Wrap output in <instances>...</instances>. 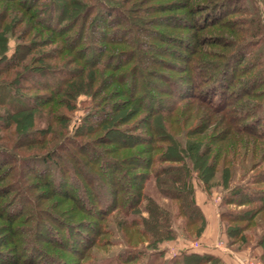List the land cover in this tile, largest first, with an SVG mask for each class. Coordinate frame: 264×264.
<instances>
[{"label":"trees","instance_id":"obj_1","mask_svg":"<svg viewBox=\"0 0 264 264\" xmlns=\"http://www.w3.org/2000/svg\"><path fill=\"white\" fill-rule=\"evenodd\" d=\"M153 1L0 0V133L9 131L0 134V182L13 178L11 163H21L30 173L24 182L15 179L16 187H0V221L11 234L0 242V247L10 248L0 264H36V242L29 239L22 247L14 227L25 209L37 215L30 222L40 226L44 221L38 217L36 197L38 206L49 202L56 210L41 209V216L62 227L56 231L44 221L47 231L40 240L78 258L100 242L108 230L106 217L117 211L120 219L115 222L132 230L128 243L134 244V253L119 255L116 264H226L211 254L164 257L157 246L174 239L171 215L146 195L151 180L168 186L164 194L179 201L180 215L193 226L204 221L194 179L208 193L218 172L222 186L235 181L229 179L237 170L253 173L228 191V203L258 204L255 212L247 213L263 214L264 151L249 168L246 164L258 157L255 143L249 149L239 146L251 145V138L264 140V129L259 131L260 124L264 127V50L258 49L264 44L262 25L242 30L248 40L234 45L238 61L248 60L245 67L250 68L240 77L242 62L230 71L221 61L225 57L208 49L220 44L219 39L205 33L220 25L230 0H194V5L193 0H179L173 4H180L178 11L189 10L188 15L163 17L167 24L153 18L140 21L142 6ZM158 24L192 33L150 29ZM12 39L16 46L9 55ZM210 58L220 63H210ZM207 70L219 73L206 75ZM80 96L90 97V105L70 132L68 113L75 111ZM243 97L254 101L242 105ZM211 128L220 129L223 137L201 149L200 136ZM15 149L38 154L20 155ZM252 217L225 218L244 224ZM247 228H230L227 235L237 239ZM140 238H149L156 253L145 254ZM259 245L264 248V238ZM24 249L27 259L19 255ZM47 261L66 264L57 257Z\"/></svg>","mask_w":264,"mask_h":264},{"label":"rangeland","instance_id":"obj_2","mask_svg":"<svg viewBox=\"0 0 264 264\" xmlns=\"http://www.w3.org/2000/svg\"><path fill=\"white\" fill-rule=\"evenodd\" d=\"M175 1L180 2L182 0H155L153 2L148 3L146 6H142V12L141 13V19L140 21H144V19H158V21L162 24L169 23L168 21L162 22L163 17L173 16V15H188L189 10L182 9L180 11L177 10V8L180 6L173 4ZM232 5L227 6V11L224 14L221 23L219 26H216L215 28H208L206 30V34L210 36L211 38H218L220 44L217 46H208V49L210 51L215 52L217 54H220L224 56L225 58L221 60L223 63H228L230 71L232 68L236 65L241 63L242 60L238 61V57L234 54L235 50L234 48L237 46V44H244V40H248L242 33V30L248 29V28H254L257 24L262 25L264 29V0H230ZM164 3H170L171 5L162 8L161 4ZM197 1H191V4H197ZM230 3V2H229ZM235 4V5H233ZM1 9V6H0ZM173 9V10H171ZM225 11V10H224ZM231 11V12H230ZM140 15V14H139ZM252 20V21H251ZM155 21V20H151ZM247 21H251L250 24H248ZM161 24V25H162ZM153 26L151 27V30L157 29L158 31H161L162 33H174L176 34H189L192 33L191 31L186 30H178V29H170L165 28V26ZM264 33V32H263ZM263 34L259 37H263ZM258 38L255 39V41ZM232 44V45H231ZM161 45V43L159 44ZM173 45V44H171ZM229 45V46H228ZM234 45H236L234 47ZM16 41L14 39L11 40L9 44V55L13 53L15 50ZM49 48H47L48 50ZM51 49V48H50ZM50 49L48 51H50ZM258 49L264 50V44H262V47ZM233 57L235 59L233 60ZM173 61L172 57H169ZM211 62L220 63L219 58H210ZM176 61V60H175ZM238 61V62H237ZM248 63V60H244L239 67L244 66V70L240 68L239 76L242 77L244 73L247 71L249 72L250 68L245 67V65ZM242 70V71H241ZM206 75H211L219 73L218 71L213 72V70H207L205 71ZM249 75V74H248ZM243 79H248L247 76H243ZM213 80L211 81V83ZM249 85H252L250 83ZM228 90L229 92L232 91ZM242 89H240V92ZM225 93V90H223ZM228 92V93H229ZM227 97V94H225V99ZM230 99V98H228ZM90 97L86 96H80V98L77 100L76 103V109L72 113H68L71 117V122L69 125V131L72 132L77 126L81 123L82 117L84 116V113L88 106L90 105ZM194 101V99H188L187 102ZM240 101H242V105L245 104L248 101H254L250 97H243L240 98ZM186 102V103H187ZM240 104V103H239ZM238 106V103L235 104ZM232 109V108H230ZM65 112V113H66ZM243 122V121H242ZM43 125V124H42ZM42 125L40 127H42ZM240 125V124H238ZM221 128H225L224 126H221ZM264 129L263 124H260L259 131H262ZM220 130V129H219ZM219 130L216 128H211L206 135L200 136L201 139H204V141L201 144V149H203L204 145H207L211 143L212 141L219 140L221 137H223L222 134H218ZM9 131H3L0 134H8ZM246 138V136L242 139V141ZM195 139H199L198 136L195 137ZM257 139V138H256ZM252 144L247 145V143L240 144L239 146H244V148L249 149V147H254L253 143H255V148L258 153V157L254 159V162L247 163L246 165L251 168V165L257 163L260 161V156L263 154L264 151V140H253L251 138ZM245 142V141H243ZM5 143V142H4ZM7 143V142H6ZM10 149H13V145L10 144ZM222 145V144H221ZM16 150V149H15ZM20 155L21 153H26V155H35L38 154V152L31 151V150H16ZM9 157H6L8 159ZM240 160V159H239ZM263 160V159H262ZM241 161V160H240ZM9 167L14 168L13 171V178L5 180V182H0V187H4L6 185L14 184L12 186L16 187L15 179H20V181L23 179L22 182H24V179H26V176H29V170L25 166H21V163H11ZM8 166L4 167L3 170L9 169ZM239 169V168H237ZM262 169V168H261ZM242 170H237L235 173L230 174L229 180H234L232 183H230L227 186H222V174L218 172L216 174V177L214 180L209 184L211 186L210 191L207 193L204 190V187L202 184L197 181V179L193 180L194 183V193H195V200L197 205L199 206L204 221H195V224L193 226L187 225L188 222H186L185 218L180 215L178 211V200H171L168 195L164 194L165 190L168 188L166 185H159L156 181L151 180L149 183H147L145 193L146 195L152 199L154 202L159 204L161 207H163L166 212H168L171 215V218L169 219V226L170 229L173 231L174 239L170 241L163 242L159 244L157 247L159 251H162L164 254V257L169 259L172 258L182 252H188V253H200V254H211L213 256L221 258L222 261H224L226 264H264V248L260 247L259 243L264 238V212L260 215L253 216L250 214V212L247 213V211H253L260 206L257 205H245V206H238V204H235L236 200L233 202V204H229L228 194L231 192V189L234 185L242 183L249 178L253 173L251 174H244V172H241ZM260 171V169L258 170ZM257 171V172H258ZM21 173V175H20ZM29 173V174H28ZM256 173V172H254ZM19 174V176H17ZM248 175V176H247ZM23 176V177H22ZM19 177V178H17ZM26 177V178H24ZM29 179V178H28ZM31 182L35 183L37 180L31 178ZM24 185V183H22ZM233 184V185H232ZM77 186H75L76 188ZM229 191V192H228ZM33 192V196H35ZM14 193L11 194V197ZM83 195V194H82ZM85 197V195L83 196ZM253 197V196H252ZM264 197V196H263ZM239 199V198H237ZM241 199V198H240ZM8 199L1 201V204H4ZM36 202L38 205H40V200L36 197ZM43 202V201H42ZM41 202V203H42ZM240 202V201H239ZM20 205L24 204L26 207L29 206L28 202H19ZM51 203V202H50ZM49 202H44L41 206H36V211L39 218H43L44 221H46L51 228L54 230L62 231V227H58L55 222H51L49 218H45L42 214L41 209H51V207L47 206ZM143 205H147L146 202L143 203ZM54 210V211H53ZM53 212H56L55 209H53ZM247 214V215H246ZM33 215V216H32ZM32 216L33 218H36L37 215L35 213V210L25 209L24 214H22V217L19 219V221L16 222L14 227L16 228V233L18 234V237L15 239L20 242V245L22 247H27L29 244H27L29 239H34L36 242V246H34V250H38V254H35V259L33 262L36 264H50L51 262H48L47 259L49 257H57V259L61 261H65L66 264H79V263H86L91 262L92 264H116V260L119 255H123L125 252H132L131 247L134 245L133 243H128V241H133L131 236V231L129 229L120 228V225L116 223V220L120 219V214L115 211L113 214H111L109 217H106L105 225H107L108 230H105V234L101 235L99 237V243L95 246H90L87 252H85L80 258H78L76 255H73L69 252H57V250H54L52 248H49L47 244H44L43 241L40 240V236L43 237L44 232L47 231V228L45 225H48L47 223L44 224V221L41 220V225L34 224L33 221L30 222L29 217ZM224 216V218H222ZM252 217L251 221L249 223L244 222V224H230L229 220H227L225 217ZM143 218H149L147 213L142 214ZM41 218V219H42ZM29 219V221H28ZM138 219V217H137ZM39 220V219H38ZM6 222L0 221V242L3 241V237H9L10 232L7 231V224ZM43 224V226H42ZM245 226L248 225V228L246 231H244L237 239L236 238H230L227 233L228 230L233 227L238 226ZM143 229V228H140ZM92 235V233H91ZM46 238V236H45ZM243 239L241 241L240 239ZM141 243L139 244L140 248L145 249V254L149 253H156L151 249V246L149 245V238L148 239H142L139 240ZM41 245V246H40ZM5 249H10L6 247H0V261L3 262L6 260V256L3 254L5 252ZM81 249V248H80ZM25 249L19 254L23 255L24 259H27V255L24 253ZM7 255H10L6 253ZM131 254V255H132ZM62 255V256H61ZM129 254H125L127 256ZM133 256H131L132 258ZM146 262V261H145ZM151 262V261H150ZM149 262V263H150ZM24 263V264H30ZM138 261L133 262L132 264H137Z\"/></svg>","mask_w":264,"mask_h":264}]
</instances>
